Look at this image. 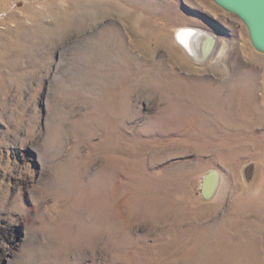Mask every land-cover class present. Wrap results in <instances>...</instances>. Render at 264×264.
Listing matches in <instances>:
<instances>
[{
	"label": "rangeland",
	"instance_id": "obj_1",
	"mask_svg": "<svg viewBox=\"0 0 264 264\" xmlns=\"http://www.w3.org/2000/svg\"><path fill=\"white\" fill-rule=\"evenodd\" d=\"M248 36L213 0H0V264H264Z\"/></svg>",
	"mask_w": 264,
	"mask_h": 264
},
{
	"label": "water",
	"instance_id": "obj_2",
	"mask_svg": "<svg viewBox=\"0 0 264 264\" xmlns=\"http://www.w3.org/2000/svg\"><path fill=\"white\" fill-rule=\"evenodd\" d=\"M213 2L236 15L246 26L251 45L264 54V0H213ZM214 41V37H210ZM210 53L201 60H205ZM218 183V172L207 171L201 180L200 194L209 198L215 191Z\"/></svg>",
	"mask_w": 264,
	"mask_h": 264
},
{
	"label": "bare ground",
	"instance_id": "obj_3",
	"mask_svg": "<svg viewBox=\"0 0 264 264\" xmlns=\"http://www.w3.org/2000/svg\"><path fill=\"white\" fill-rule=\"evenodd\" d=\"M209 36L204 29L190 26L178 27L175 34L178 44L193 60L199 62L214 49V41L212 42Z\"/></svg>",
	"mask_w": 264,
	"mask_h": 264
},
{
	"label": "crops",
	"instance_id": "obj_4",
	"mask_svg": "<svg viewBox=\"0 0 264 264\" xmlns=\"http://www.w3.org/2000/svg\"><path fill=\"white\" fill-rule=\"evenodd\" d=\"M174 26L175 25H172V26H170L169 28H168V33L169 32H172V30L174 29ZM211 33V32H210ZM210 33H208L210 36L209 37H214V41H216V43L218 42L219 43V39H220V37H218V35H217V33H213V34H210ZM215 46V45H214Z\"/></svg>",
	"mask_w": 264,
	"mask_h": 264
}]
</instances>
